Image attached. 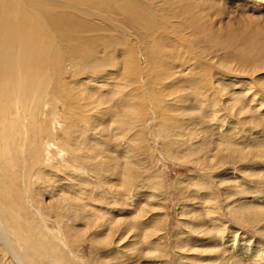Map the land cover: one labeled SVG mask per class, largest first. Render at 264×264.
Returning a JSON list of instances; mask_svg holds the SVG:
<instances>
[{"label":"rangeland","instance_id":"rangeland-1","mask_svg":"<svg viewBox=\"0 0 264 264\" xmlns=\"http://www.w3.org/2000/svg\"><path fill=\"white\" fill-rule=\"evenodd\" d=\"M145 1L159 28L143 44L123 25L98 41L102 67L63 58L76 108L3 120L0 264H264V45L255 63L219 59L189 32L197 13L264 38V0Z\"/></svg>","mask_w":264,"mask_h":264},{"label":"bare ground","instance_id":"bare-ground-1","mask_svg":"<svg viewBox=\"0 0 264 264\" xmlns=\"http://www.w3.org/2000/svg\"><path fill=\"white\" fill-rule=\"evenodd\" d=\"M113 14L121 17L114 18ZM174 15H177V9ZM185 15L189 17V13ZM196 15L204 21L203 28L200 30L191 27L189 32L196 38L201 34L209 35L212 45H216V51L222 52L219 59L241 56L246 63H255L261 59L259 48L264 45V38L257 35L255 30L244 31L240 26L243 18L235 21L231 18L218 27L216 22L208 25L204 16ZM109 17L114 18L113 22ZM153 18L157 17L145 0H0V132H3V120L14 118L16 111L20 109L23 112L27 102L31 105H37L41 100L45 104L61 102L67 112L73 106L76 108L79 96L82 95L78 94L79 77L75 75L70 81H63L60 72L63 58H84L81 60V67L89 71V67L100 64L96 59L101 55L98 41L103 39L105 32H117L119 36L121 32L124 34V25L135 33L129 35L142 40L143 44V38L159 28ZM181 25V21L177 22V26ZM142 29V34H136ZM161 36L155 35L156 46H148L147 50V55L154 61L151 65L154 64L155 67L158 61L151 54L156 53L158 45L170 42ZM108 41L110 42H106ZM134 46L129 51L131 56L134 55ZM160 50L169 52L168 62L180 61L187 54L185 50L174 47ZM100 65L102 67L103 63ZM133 66L131 64L132 68ZM196 67L200 65L197 64L194 68ZM85 71L81 70L80 74L89 75ZM225 74L221 73L223 76ZM193 82L198 81L193 79ZM15 260L23 264L17 257Z\"/></svg>","mask_w":264,"mask_h":264}]
</instances>
